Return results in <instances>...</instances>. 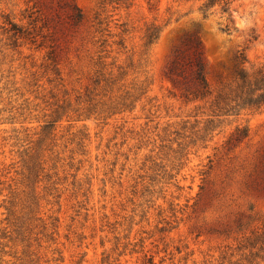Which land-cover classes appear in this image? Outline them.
<instances>
[{
	"label": "rangeland",
	"instance_id": "obj_1",
	"mask_svg": "<svg viewBox=\"0 0 264 264\" xmlns=\"http://www.w3.org/2000/svg\"><path fill=\"white\" fill-rule=\"evenodd\" d=\"M207 1L0 0V264H264V107L213 103L264 0ZM197 41L201 99L168 74Z\"/></svg>",
	"mask_w": 264,
	"mask_h": 264
},
{
	"label": "trees",
	"instance_id": "obj_2",
	"mask_svg": "<svg viewBox=\"0 0 264 264\" xmlns=\"http://www.w3.org/2000/svg\"><path fill=\"white\" fill-rule=\"evenodd\" d=\"M215 1L208 0L203 8L211 6ZM228 1H224L222 10L228 9ZM8 30H13V36L23 32L10 22ZM196 42L193 59L175 50L174 57L168 66V74L172 81L180 87L185 97L201 99L210 94L205 75V60ZM217 114L239 113L241 110H258L264 107V63L251 71L244 67L235 69L234 80L214 97ZM246 131L240 132L239 137L246 136ZM236 139H239L238 137Z\"/></svg>",
	"mask_w": 264,
	"mask_h": 264
}]
</instances>
